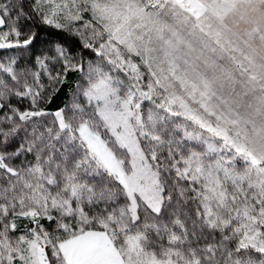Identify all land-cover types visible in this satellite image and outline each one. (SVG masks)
<instances>
[{
	"label": "snow or ice",
	"instance_id": "snow-or-ice-1",
	"mask_svg": "<svg viewBox=\"0 0 264 264\" xmlns=\"http://www.w3.org/2000/svg\"><path fill=\"white\" fill-rule=\"evenodd\" d=\"M0 264H264V0H0Z\"/></svg>",
	"mask_w": 264,
	"mask_h": 264
}]
</instances>
